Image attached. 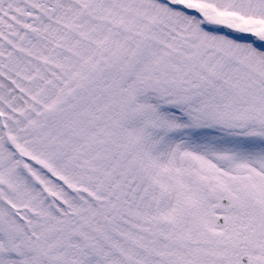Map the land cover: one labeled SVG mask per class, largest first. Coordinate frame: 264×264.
Here are the masks:
<instances>
[{"label":"snow or ice","instance_id":"obj_1","mask_svg":"<svg viewBox=\"0 0 264 264\" xmlns=\"http://www.w3.org/2000/svg\"><path fill=\"white\" fill-rule=\"evenodd\" d=\"M0 264H264V0H0Z\"/></svg>","mask_w":264,"mask_h":264}]
</instances>
